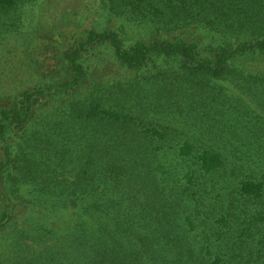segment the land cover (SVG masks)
Listing matches in <instances>:
<instances>
[{
	"label": "rangeland",
	"instance_id": "1",
	"mask_svg": "<svg viewBox=\"0 0 264 264\" xmlns=\"http://www.w3.org/2000/svg\"><path fill=\"white\" fill-rule=\"evenodd\" d=\"M194 1L171 0L167 7L160 5L158 0L145 2L139 18L132 17L126 9L115 15L109 10L110 0H35L23 6L19 25L0 38V108L13 107L23 99L25 91L54 87L58 93L36 95L39 100L31 104L32 114L26 122L23 125L9 123L6 134L0 132V154L6 156L9 152V161L6 163L7 156H0V161L6 163V174H16L0 177V254H4L0 264H13L10 257L14 252L8 251L11 243L18 240L15 236L22 227V218L32 223L51 224L56 235V231L68 237L77 234V224L82 222L79 211L82 210L72 207L68 210L51 209L49 205H63L67 201L55 196L50 187L63 189L64 179L79 173L81 156L73 155L59 167L57 184H52L46 176L33 174L26 164L29 159L36 162L35 167L41 173L52 174L46 165L49 160L56 163L58 160L55 156L49 159L45 148L36 144L39 135L46 138V133H49L50 138L58 141H50L51 146L68 144L74 135L66 136L53 128L46 130L40 127L39 130L40 125L32 120L40 111L38 102L43 103L41 116L47 112L44 115L50 117L48 113L59 106L56 100L67 105L66 101L75 94L123 111L131 118L129 123L121 124L108 135L94 131L91 137L94 143L102 140L108 146L106 162H99L96 178L89 182L96 185V191H101L94 200L102 206L108 205L109 211L105 215L112 220L100 227L107 226L105 231L114 236V241L121 244L119 240L126 232L124 226H128L136 243L143 242L142 237H152L154 227L167 219L173 222L177 213L180 223L183 224L185 216L189 215L193 225V229H188L184 223L181 231L173 227V223H168L172 236L185 238L186 253L192 248L198 251L199 243H204L210 249L211 261L264 264V199L245 198L238 191L240 181L262 179L264 176V53L256 50L233 57L227 62L231 70L228 74L208 78L188 73L177 57L151 55L143 66L132 67L114 54L113 47L101 43L103 41L87 43L80 48L81 35L89 30L110 28L118 34L125 49H130L137 41L178 38L196 43L203 56L215 59L213 46L234 48L258 36L257 31L261 27L256 23L250 24L253 17L243 21V24H249L244 27L234 25L220 29L217 24L206 25L210 22L206 19V16L210 17L207 13L214 10V5L220 1L207 0L211 7L207 5L208 10H203L204 16L193 19L194 14L189 15L187 11H195ZM244 3L234 0L221 6L233 5L242 13ZM154 7L164 11L165 15L151 16ZM246 15L245 12L242 17ZM163 23L165 25L158 30L157 27ZM262 33L264 35L263 30ZM78 48L82 49L78 59L85 74L73 86L58 90L59 84L71 79L66 72L67 55H73ZM146 128L166 129L168 135L150 139L151 144L143 146L142 141L148 136L143 133ZM30 136L33 138L32 147L28 144L32 141ZM178 141L188 143L196 154L203 150L218 152L226 160L224 170L202 175L194 161L179 160V151L172 146ZM127 148L133 149L137 156L131 158V163L127 162L123 152ZM150 152L156 155L155 164H165L160 168L165 174H158V183L171 188L165 189L166 198L162 203L154 193L149 201L139 194L146 189L142 186L144 162L150 159L154 163ZM169 153L174 157H169ZM109 166H115L114 176L110 171L102 174V169ZM187 173L195 175L190 185L186 183ZM129 176L134 180L126 183ZM120 181L122 187H118L116 192ZM177 183L184 193L176 196ZM126 187L128 192L124 191ZM129 191L134 193L129 194ZM175 198L181 202H174ZM187 200L190 203L187 204ZM160 209L166 211L161 213ZM95 213H92L94 219L101 212ZM221 213L226 214L227 219L220 220ZM151 223L154 227L148 228ZM50 242L48 239L44 246L40 247L38 242L36 245L45 252ZM91 243L93 246L95 241L91 240ZM140 245L135 251L140 249ZM81 247L87 255L88 244L82 242L78 249ZM145 250L142 245L143 256L147 252ZM117 254H113L115 259L125 261Z\"/></svg>",
	"mask_w": 264,
	"mask_h": 264
},
{
	"label": "trees",
	"instance_id": "2",
	"mask_svg": "<svg viewBox=\"0 0 264 264\" xmlns=\"http://www.w3.org/2000/svg\"><path fill=\"white\" fill-rule=\"evenodd\" d=\"M34 1L35 0H0V38L19 25L24 13L23 6ZM170 1L171 0H158V3L163 7H167ZM213 1L220 2L217 3L218 6L217 4L214 5V10L211 9V11L209 10L210 12L207 13L210 14L211 18L206 16V19L210 20V22L206 25L210 26L217 24V27H220V29H224L225 27L230 28L234 25L244 27L249 26V24H243V21L250 20L249 18L253 17V22L250 24L256 23L261 27L257 31L258 36L253 37L252 40L241 42L234 48L229 46L222 47L221 45L213 46L215 47L216 51L215 59L203 56L202 53L199 52L200 50H198L196 43L188 42L178 38L173 40L148 39L137 41L133 44V46H131L130 49H125L122 47V42L118 34L110 28L101 31L89 30L86 34L81 35L82 41L80 43V48H83L87 43L103 41L101 43H107L113 47L114 54L119 59L124 61L128 66L140 67L141 64L143 66L151 55L177 57L178 59H181L182 66L187 70L188 73L194 74L195 76L198 73L208 78L222 77L231 71L228 69L227 62L233 57L243 55L247 52H255L256 50H258L259 53H264V35H262V30L264 32V26H262L264 25V8H261L262 5L264 7V0H242L245 2V10H243L242 13H239L233 5H228L227 7L221 6V4H227L234 0ZM145 2L153 3V0H110L111 8L109 10L114 12L115 15H119L121 10L126 9L132 17L136 16L139 18L142 16V12L139 11L142 10V4H145ZM194 3L196 4L194 8L195 11L192 9L187 11L189 15L194 14L192 15L193 19H197L199 16H202L203 10H208L207 8L209 6L211 7L212 5L211 2L207 0H195ZM182 4L184 6L186 5L184 1H182ZM144 9L147 10L145 7ZM153 10L154 12L151 14V16H157L156 14L161 16L165 15L164 11H159L155 7ZM245 12L247 15L242 17ZM164 25L165 23H163L161 27H157V29L161 30ZM80 48H78L73 53V55H67L69 62L67 64L68 69L66 72L71 79H66L63 83L59 84L60 87L57 88L58 90L64 89V87L73 86L85 74L83 66L78 59L79 52L82 50ZM52 92L55 94L58 93L54 87H47V89L45 88L44 90L37 88L33 89L32 91H25L23 94V99L20 102H16L13 107H10L9 109L1 107L0 132L5 133L9 123L18 122V125H23L24 122H26L28 116L32 114L30 110L31 104L34 103L33 101L39 100L36 95L45 96L46 94L48 95ZM21 102L22 105L20 104ZM66 102L67 105H64L63 103L56 100V103L59 106L48 113L50 117L48 115H44V113L47 112H44L41 116V108L43 103L38 102L40 111L36 113V116H34V119L32 120V122H36V125H40L38 127L39 130L40 127H43L46 130L53 128L66 136L74 135V138L71 142L68 144H61L62 146H51L50 141L56 140L50 138L49 133H46V138L42 135H39L36 144L40 145V148H45L49 159L55 156V159L58 160L57 163L49 160L48 164L46 165L52 174L46 175L41 173V171H38L35 167L36 162L32 163L28 158L26 164L27 167L33 171V174H41L46 176L50 179L52 184H57L58 178H56V176L59 174V167L63 166L66 160H68L73 155L77 157L81 156L80 162L78 164L79 173L74 177L65 178V183H62L63 189L58 190L55 187H50L55 196L63 197L67 201L63 205H59L58 203L49 205L51 209L64 208L68 210L69 207L81 209L82 211H79L81 212V226L80 224H77V234L74 233L73 237H68V235H65V233L60 231H56L58 232V235H56L54 233L55 230L53 229V225L51 224L42 225V223H32V221L22 218V227L20 228L19 233L15 236V238H18V240H14L11 243L12 247L8 251V253L14 252V255L10 257L13 259L12 263L221 264L219 263V259L216 261L210 260L209 256L211 252L208 248V245L199 243L198 251H195L192 248L191 252L186 253L184 244L185 238L177 239V237L170 234L171 229L168 226L169 222L173 223L172 226L180 229L181 231H183L182 229L184 227V223L188 229H193L191 217L189 215L185 216L183 224L177 219V213L176 219L174 218L173 222H168L167 219L165 223H160L156 227L151 226V223L148 228L154 227L155 232L153 236L142 237L143 242L139 241V243H136L135 238L133 237L134 233L128 226H124L127 234L124 231L125 236L119 240L121 241V244H119L117 241H114V236L105 231L107 226L103 228L100 227L101 225L107 224L112 220V218L108 220L105 215V213L109 211L108 205L102 206L94 200L97 194L101 191H96V185L89 181H92L96 178V171H98L99 162H106L105 154L106 147L108 146L105 143H102V140L94 143L93 140H91V137L92 134H94V131H96L97 134L105 132L108 135L114 130L120 128L121 124L126 125V123H129L131 118L123 111L113 109L112 107H105L97 100L91 98L84 99L83 97L81 98L76 94ZM144 132L148 136H146V140L142 141L143 146L150 145V139L166 138L168 135V131L166 129L157 130L154 128H146L143 130V133ZM30 139L32 141L28 142L29 146L33 145V138H31V136ZM30 139H28V141ZM172 146L177 147L179 156H181L179 160L184 162H188L190 160L194 161V164L198 167V171H201L202 175L218 173L223 171L225 168V158H223L216 151L203 150L196 154V152H194L193 148L188 143H181L180 141ZM157 148H160V146H157ZM6 149L9 148L6 147ZM123 152H125L124 154L127 156L126 160L128 163L132 162L131 158L133 159V156L137 157L133 149L127 148L126 150H123ZM150 153L153 157L154 163H152L150 159L149 161L144 162L143 166L145 167L142 169V174L145 175L144 180L146 178V182L142 180V186H144L146 189H142V192H139V194L141 197L144 196L146 201H149V198H152V194L154 193V196H158L162 203V200L165 201L166 198L164 196L165 189L170 190L171 188H167L165 185L162 187L160 186V183H158V174H165L163 169L160 170V168L165 166V164H155L156 155L154 152ZM0 156L2 158L7 156L6 163L9 161L8 151L6 156L2 154H0ZM23 156L26 157V155ZM169 157L172 158L174 155L169 153ZM126 160L122 159L124 162H126ZM6 163L0 161V177L3 178L6 177V175L16 176V174H13L14 172L6 174ZM106 171H110L111 176H114V173H116L115 166H109L107 169L103 168L101 172L102 174H105ZM61 176H64V174H61ZM41 178L45 180L44 177ZM185 178L187 180L186 183L190 185V183H192L193 179L195 178V175L187 173ZM131 179L134 180V178L131 176L125 179L126 183H129ZM121 183L122 181L117 184L115 190L116 192L119 190L118 187H122ZM176 185H179V187H177V190L174 194L176 196L183 194L184 190L182 186L178 183ZM43 188L46 189L45 187ZM128 190V187L124 189L126 192H128ZM238 191L245 198L252 200L264 199V176L262 179L256 180L255 178H246L240 181ZM129 192V194L134 193L133 191ZM102 196L105 195L103 194ZM173 201H177L178 203L181 202L179 198H175ZM188 203H190L189 200H187V204ZM163 207H166V205L163 204ZM95 211L101 212L98 216H96V219H94L92 215V213H95ZM160 211L161 213H164L166 210L160 209ZM147 215L149 216V214ZM224 215H222V213L219 214V216H221L220 220H224L225 218L227 219V215ZM217 223L218 222L215 221V224ZM148 224L149 223H147V225ZM138 237L141 238L140 235H138ZM48 239H50L52 242H50V245H47L48 248H46L45 252L40 251V247L44 246V243H46ZM91 240L95 241L93 246ZM116 240L118 239L116 238ZM37 242L41 244L40 247L39 245H36ZM82 242H86L89 246V248L86 250L88 252L87 255H85L83 252L82 247V251L78 249L79 244L81 245ZM56 244H58L57 250ZM138 244H141L140 249L135 251ZM142 245L147 250L144 256L142 253ZM131 249L132 253H130ZM134 252L136 254H134ZM113 254L123 257L125 261L121 262L115 259ZM132 254L134 255L132 256ZM3 256V253L0 254V262H3Z\"/></svg>",
	"mask_w": 264,
	"mask_h": 264
}]
</instances>
